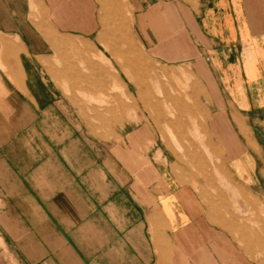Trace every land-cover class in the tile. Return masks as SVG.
Listing matches in <instances>:
<instances>
[{"label":"crops","instance_id":"crops-1","mask_svg":"<svg viewBox=\"0 0 264 264\" xmlns=\"http://www.w3.org/2000/svg\"><path fill=\"white\" fill-rule=\"evenodd\" d=\"M98 9L94 0H0V140L7 143L0 149V185L18 192L14 205L34 227L20 231L19 249L34 264H256L200 176L182 181L171 165L117 145L93 166L83 140L68 144L65 131L45 124L58 105L43 96L58 91L36 62L61 44L58 35L98 30ZM133 9L145 46L193 63L232 191L260 195L264 0H135ZM165 9H176L168 13L172 25L163 19ZM36 106L44 108L40 125L59 150L36 142L42 137L32 124ZM148 134L141 128L127 139L144 145ZM38 158L46 159L37 164Z\"/></svg>","mask_w":264,"mask_h":264},{"label":"rangeland","instance_id":"rangeland-1","mask_svg":"<svg viewBox=\"0 0 264 264\" xmlns=\"http://www.w3.org/2000/svg\"><path fill=\"white\" fill-rule=\"evenodd\" d=\"M94 1L99 7V29L90 35H58L61 44L36 62L48 84L58 91L57 97L43 96L47 105L57 103L59 116L54 113L56 116H50L45 124L65 131L68 144L76 136L83 140L91 162H95L93 166L102 161L99 154L111 156L117 145L127 153L153 156L159 166L171 165L182 181L200 176L202 188L223 206L227 229L251 261L264 264V191L260 195L250 192L245 197L232 191L224 153L208 131L211 113L207 92L193 63L178 58L168 60L166 54L156 51L158 47L152 50L143 44L134 28L135 0ZM172 10L176 11L165 9L163 19L167 25L173 23L171 18L168 20ZM168 32L173 37L179 33L176 29ZM43 111L36 106L38 116L32 120L42 132L36 142L59 150L52 134L40 125ZM141 128L148 129V137L143 140L147 144L133 146L127 138ZM69 130L73 136L67 134ZM256 131L263 149L259 164L264 168V118ZM29 141L35 145L34 140ZM6 144L0 140V149H5ZM45 159L38 158L36 163L42 164ZM14 193L18 194L0 185V196L4 194L3 199L0 197V264H34L33 255H24L18 242L20 231L23 234L24 227L33 229V222L14 205Z\"/></svg>","mask_w":264,"mask_h":264}]
</instances>
